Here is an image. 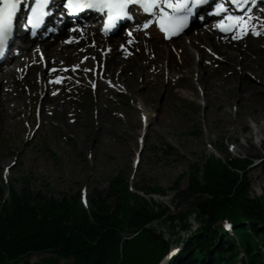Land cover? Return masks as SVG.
Returning <instances> with one entry per match:
<instances>
[{
    "label": "bare ground",
    "instance_id": "obj_1",
    "mask_svg": "<svg viewBox=\"0 0 264 264\" xmlns=\"http://www.w3.org/2000/svg\"><path fill=\"white\" fill-rule=\"evenodd\" d=\"M258 13L264 18V7ZM252 24L262 26L259 21ZM78 26L62 27L57 33L45 29L36 40L26 39L23 47L0 64V134L5 132L16 138L20 132L31 129L23 114L37 92L40 93L41 114L57 112V120L68 127V106L74 109L75 96L92 88L95 100L86 102L84 108L89 109L86 121L89 123L91 116L97 121L98 134L89 142L97 156L102 152L99 145L103 143L99 118L117 119L118 122L128 119L136 126L137 114H144L146 138L155 132V125L162 127L169 123L165 109L172 106L174 98H179L176 86L190 90L194 102L200 106L204 122L220 115L227 117L228 110L223 109L221 114L215 111L221 102L231 104L236 112L235 120H229L231 131L245 126L243 110L249 105L251 96L264 88V41L260 35L251 33L252 26L241 38L221 39L211 25L196 21L195 29L188 35L178 36L180 39L176 43H171L173 39L164 41L153 27L141 31L132 26L127 32L121 30L117 36L110 37L90 24ZM74 28L76 31H72ZM15 33H21L17 24ZM68 37L72 42H65ZM122 43L126 47H120ZM104 44L110 45L107 54L100 50ZM57 78L62 82H53ZM111 84L125 89L138 101L141 113L133 106L118 114L119 108L112 104L111 97L118 90ZM153 95L157 100L148 108L146 99ZM81 102L78 100L79 106ZM150 113H155L154 117ZM43 119L39 116L36 127L43 125ZM24 150L19 154L24 155ZM77 194L82 202L87 201L84 194ZM218 238L224 240L221 236Z\"/></svg>",
    "mask_w": 264,
    "mask_h": 264
},
{
    "label": "rangeland",
    "instance_id": "obj_2",
    "mask_svg": "<svg viewBox=\"0 0 264 264\" xmlns=\"http://www.w3.org/2000/svg\"><path fill=\"white\" fill-rule=\"evenodd\" d=\"M256 29L254 27L251 32ZM259 32L264 41V23ZM179 39L175 38L171 43ZM106 46L104 44L100 50L103 51ZM245 76L247 79L248 74ZM215 84L218 85L219 80L216 79ZM111 86L118 90L111 94L112 104L119 108L118 114L133 106L141 113L142 106L125 89L116 84ZM174 89L179 92V98H174L172 106L165 109L169 123L162 127L155 125V132L146 138L144 114H137L136 126L131 125L128 119L118 122L117 119L99 118L103 143L99 145L102 152L97 156L89 144L98 134L95 130L97 121L91 116L88 123L89 109L84 108L86 102L95 100L92 88L75 96L74 109H71L72 105L68 106V127L57 120V112L41 114L40 93L37 92L23 114L31 129L20 132L16 138L5 132L0 134V177L16 191L23 185L24 179H28L34 192L54 197L76 196L79 192L86 198L94 190L105 191L114 176H122L128 179L133 192L153 202L156 211L159 206L164 210L161 218L147 228L160 233L163 239H169L172 248H179V241L199 227L195 212L190 211L194 209L196 198L181 194L187 187L192 164L197 163L202 169L210 156L223 159L226 151L231 156L252 159L246 173L251 195L261 196L264 193V88L251 96L249 105L243 110L246 113L245 126L233 131L229 120H235L236 112L231 104L221 102L215 111L221 114L226 109L230 113L227 117L220 115L204 122L200 106L194 102L190 90L181 86ZM78 100L82 101L80 106ZM156 100L154 95L147 98V107L150 108ZM154 115L150 113V116ZM39 116L44 118L43 125L36 127ZM254 118L258 121L255 122ZM130 146L131 150L128 149ZM23 148L25 154L20 155ZM155 186L164 189L165 194L143 192ZM181 219L188 222L187 228H181ZM262 248L264 252V246ZM48 256L47 253L35 254L29 262ZM65 261L72 264L71 259ZM260 264H264V259Z\"/></svg>",
    "mask_w": 264,
    "mask_h": 264
},
{
    "label": "trees",
    "instance_id": "obj_3",
    "mask_svg": "<svg viewBox=\"0 0 264 264\" xmlns=\"http://www.w3.org/2000/svg\"><path fill=\"white\" fill-rule=\"evenodd\" d=\"M226 153L223 159L210 156L202 169L190 166L181 194L196 198L190 211L199 227L179 241L181 251L168 264H254L264 257V193L251 195V160ZM28 182L16 191L0 177V264H159L171 245L147 228L161 218L162 207L156 211L122 176H114L105 191H92L86 204L78 194L34 192ZM143 192L165 194L157 186ZM223 222L231 223L233 234L225 233ZM41 253L49 256L29 262Z\"/></svg>",
    "mask_w": 264,
    "mask_h": 264
},
{
    "label": "snow or ice",
    "instance_id": "obj_4",
    "mask_svg": "<svg viewBox=\"0 0 264 264\" xmlns=\"http://www.w3.org/2000/svg\"><path fill=\"white\" fill-rule=\"evenodd\" d=\"M208 2L209 0H174V2L173 0H64L63 7L69 15H77L86 10L106 15L107 19L103 27L107 31L110 27L115 28L118 20H134L135 17L130 6H138L137 11H142L144 14H149L150 16L160 14L159 26L162 31L167 33L169 27L183 29L187 25L188 19L194 15V9ZM49 4L50 0H35L34 4L29 6L31 13L26 20L31 35L34 36L36 34L32 29L38 28L43 23V17L50 14V12L44 10ZM229 4L242 13H248L249 15L246 19L234 14L228 15ZM258 4L259 0H218L213 14L227 15L228 21H235V26L240 27V30L244 32L249 21L252 23L257 21L264 23V19L252 15L253 9ZM22 6H24V0H0V57L6 54V46L14 35V18ZM166 9H171V14ZM200 19H203V17H200ZM151 22L150 19L146 18L142 25L143 28H148ZM220 27L224 32L235 30V27L226 25L223 20ZM72 31H76V29L74 28ZM172 34L177 33L173 32ZM252 34H260L259 26H257L256 30H253ZM166 38L168 37L166 36ZM234 38H240L239 34L234 36ZM129 42L131 43V41ZM41 58L43 59L42 53ZM53 71H56V69H53ZM53 82L61 83L62 80L57 78ZM225 227H228V225H225Z\"/></svg>",
    "mask_w": 264,
    "mask_h": 264
}]
</instances>
